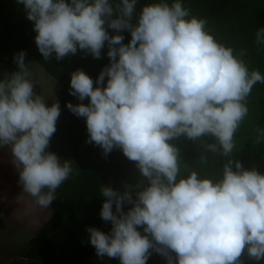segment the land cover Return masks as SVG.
<instances>
[{
    "label": "clouds",
    "instance_id": "1",
    "mask_svg": "<svg viewBox=\"0 0 264 264\" xmlns=\"http://www.w3.org/2000/svg\"><path fill=\"white\" fill-rule=\"evenodd\" d=\"M137 2L17 0L34 22L35 43L46 62L78 49L99 59L107 43L110 64L96 87L83 70L71 73L69 94L90 102L66 107L86 118L88 142L105 156L122 150L146 185L135 199L133 191L102 185L100 217L111 230L88 227L89 242L98 257L118 258L120 264H147L153 251L167 264H242L245 250L260 261L264 174L245 169L232 154L249 114L248 98L257 83L264 84V75L249 70L246 49L218 41L207 19L192 15L182 0H155L136 14ZM123 31L131 34L128 44ZM254 44L264 47V27L255 32ZM25 57L24 51L15 54L16 70L0 78V148L10 149L22 190L48 209L75 170L72 161L48 151L60 105L48 106L34 91ZM255 132L254 143H264V128ZM182 135L211 138L206 151L225 158L218 179L196 171L181 176L179 150L171 141ZM201 162L207 163L206 155Z\"/></svg>",
    "mask_w": 264,
    "mask_h": 264
},
{
    "label": "trees",
    "instance_id": "2",
    "mask_svg": "<svg viewBox=\"0 0 264 264\" xmlns=\"http://www.w3.org/2000/svg\"><path fill=\"white\" fill-rule=\"evenodd\" d=\"M153 2L155 0H138L136 14L139 13L143 5ZM168 2L172 3L173 0H168ZM182 3L191 9L192 15L207 19V28L218 41L233 47L236 51L246 49L245 58L251 57L250 59L254 60L260 57L264 58V47L258 50L254 44L255 32L264 27V7L259 9L254 14V18L249 21L242 19L238 13V8L241 6L240 0H182ZM15 5L16 0H0V78L5 71L16 70L13 58L15 54L24 51L26 52L25 63L33 57L59 83L61 90L66 89L70 93L71 73L78 69L88 74L96 87V80L100 72L110 64V61L96 59L91 64L87 62L74 63L72 65L74 71H71L73 69L69 68V62L65 58L57 61L54 54L49 61H44L33 36L36 33L34 22L27 18L21 19L17 23L11 21L9 16ZM135 22L134 16L133 23ZM120 34L124 36L123 43L128 44L131 39L130 32L123 31ZM31 50H34V53H31ZM106 82L107 77H105L102 86H106ZM261 88H264V85ZM253 91L254 89L249 99L258 94L255 92L256 94L253 95ZM259 94V101L256 102L255 108L248 104L249 109L254 111L256 117L253 122L255 129L264 128V96L261 92ZM72 97L85 105L90 102V98L80 101L77 97ZM68 124L71 129L73 155L79 157V148L83 141L86 142V145L85 148L83 146L82 148L87 155L83 159L78 158V164L73 167L74 174L57 189V198L51 204L52 214L30 240L25 258H18L12 264H46L40 259L49 252H53L59 259L71 264H86L87 259L96 253L89 242L87 228L94 227L101 231L104 229L105 221L100 217V211L105 197L101 194L100 187L108 185L115 190L119 184L122 169L129 159L118 148H114L105 156L101 147L88 142L86 118L74 116ZM240 129L241 134L235 135V137L246 135L243 123ZM255 135L253 140L248 139L246 143L255 144ZM171 143L180 145L176 138ZM187 146L186 150L183 149L182 156L189 166L197 171V166L209 167L222 160V156L205 152L206 149L203 145L190 150L188 148H192V146ZM255 148V153H241L238 156H232V159L240 162L245 161V169H252L255 163H264V143L256 144ZM52 149L55 150V146ZM202 155L207 156L206 164L201 162Z\"/></svg>",
    "mask_w": 264,
    "mask_h": 264
},
{
    "label": "rangeland",
    "instance_id": "3",
    "mask_svg": "<svg viewBox=\"0 0 264 264\" xmlns=\"http://www.w3.org/2000/svg\"><path fill=\"white\" fill-rule=\"evenodd\" d=\"M240 7L238 8V13L242 19H247L250 21L251 18H254V14L264 7V0H240ZM10 19L13 23L19 22L21 19H26V13L24 11L23 4H18L16 0V5L10 12ZM110 35L117 34L112 29H107ZM36 36V33L33 35ZM107 43L105 47L102 49V54L100 60L109 62V58L107 56ZM31 53H34V50H31ZM249 58V59H248ZM245 58L246 63L248 64L249 70H259L262 75H264V58H258L257 60L250 59L251 57ZM253 58V57H252ZM65 60L69 62V68L73 69L74 63L83 64V62H87L91 64L96 59L92 57L91 54L85 53L82 50H77V53L74 55H69L65 57ZM256 61V62H255ZM27 67L29 72L31 73V78L35 82L34 91L37 94L45 97V102L48 106H51L52 103L58 101L60 105V116L56 122V132L50 139V144L48 151L56 153L62 160H70L72 161V167H75L79 162V157L84 158L87 153L84 152L86 142L83 141L80 144L79 148V157H75L73 155V145H72V138L70 135V127L69 121L76 116L73 114L67 107L66 104L71 102L72 104H79L72 96H70L68 90H61V87L57 81H55L44 69L43 66L39 64L38 61H35L32 57L27 63ZM71 71H74L71 70ZM264 84L257 83L254 86L253 95L258 93L256 96L248 98V104L253 105L255 108V104L259 101V92L262 93L264 96V88L261 86ZM260 86V88H258ZM259 91V92H258ZM256 92V93H255ZM250 107V106H248ZM255 114L252 109H249V114L246 117L243 125H245V136L234 137L235 141V148L233 150L232 156H238L239 154L243 153H255L256 151V143L255 144H248L246 143L248 139L253 140L255 135V126L253 122L255 120ZM241 134V129H239L236 133V136ZM180 145H175L180 154L181 159V176H187L188 172L196 171L201 178H212L218 179L221 172L222 166L224 163V157L222 160L216 164H213L209 167H198V171L194 168H191L186 160L183 158V149H187V145H191L192 148H198L200 145L204 146V143L210 141L211 138L205 137L201 140L193 141L188 139L186 136H180L176 138ZM246 144V147H245ZM185 145V147H184ZM55 146V150L52 147ZM188 147V146H187ZM205 148V147H204ZM243 148V149H241ZM241 149V152H240ZM183 150V151H182ZM206 152V150H205ZM236 160V159H235ZM237 161V160H236ZM243 167L245 164L241 162ZM258 162L253 165V168L258 170L260 173L264 174V163ZM245 168V167H244ZM15 180L17 181L15 183ZM19 172L16 167L12 163V156L10 149L7 147L0 148V191L4 195L3 200L0 202V264H12L18 258H25V252L29 247L30 240L36 235L37 231L40 227H37L36 222L42 220L44 216H40L41 212L38 215L34 214L33 216H27V214L22 215V218L26 219L28 222L15 217L14 214L16 212H21L20 210H30V206L35 199L25 193L22 190V186L19 184ZM146 185L144 182V178L141 176L139 169L137 168L136 162L128 160L125 166L122 169L121 177L119 180V184L115 190L123 192L125 190L133 191V198L135 199V191L142 186ZM19 188L20 192H17L15 198L9 199L12 194L16 192ZM6 199V200H5ZM8 199V200H7ZM5 200V201H4ZM22 201L23 207L18 208V203ZM6 206V207H4ZM131 207L130 205H125L124 210L127 211L128 208ZM11 210V212H10ZM24 213V211H22ZM52 212L50 213V215ZM47 215V214H45ZM42 226V225H41ZM111 230V223L104 222V229L103 232L108 233ZM138 231H141L143 234V229L138 228ZM151 251V250H150ZM173 257L175 256L172 253ZM242 264H264V259L260 261H256L251 259L247 255V251L241 256ZM46 264H71L68 261L59 259L53 252H49L45 257L40 259ZM86 264H120L118 258H109L107 256L100 258L94 253L87 259ZM147 264H167V260L160 254L155 253L154 251L151 253Z\"/></svg>",
    "mask_w": 264,
    "mask_h": 264
},
{
    "label": "crops",
    "instance_id": "4",
    "mask_svg": "<svg viewBox=\"0 0 264 264\" xmlns=\"http://www.w3.org/2000/svg\"><path fill=\"white\" fill-rule=\"evenodd\" d=\"M16 182H17V181L15 180V183H16ZM2 191H5V190H2ZM2 191H0V202H1V201L3 200V198H4V195L2 194ZM17 192H20V191H19V188L16 190V192H15L14 194H12L10 197H8V199H9L8 203L10 202V199L15 198V196L17 195ZM8 199H7V200H8ZM15 199H16V198H15ZM5 200H6V199H5ZM5 200H4V201H5ZM4 207H6V206H4ZM20 207H23V202H22V201H20V202L18 203V208H20ZM30 208H31L30 210H20L21 212H16V214H14L15 217H18V218L24 220L25 222H28L26 219L22 218V215L24 216V214H27V216H33L34 214L38 215V213L41 212V214H40L39 217L44 216V218H43L42 220H40V221H39V218H38V222H36L37 225H39V226H37V227H41V225H43V224L45 223V221L51 216V215H50V213L52 212L51 205L49 206L48 209H44V208H41L40 206H38V205L36 204V202H33V203L31 204ZM22 211H24V213H23ZM10 212H11V210H10ZM11 213H12V212H11ZM45 214H47V215H45Z\"/></svg>",
    "mask_w": 264,
    "mask_h": 264
}]
</instances>
